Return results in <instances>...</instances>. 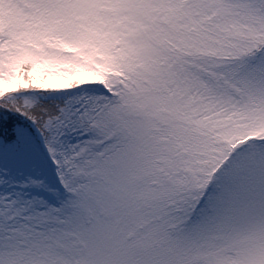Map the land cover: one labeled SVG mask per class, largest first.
Wrapping results in <instances>:
<instances>
[{
	"label": "snow or ice",
	"instance_id": "snow-or-ice-1",
	"mask_svg": "<svg viewBox=\"0 0 264 264\" xmlns=\"http://www.w3.org/2000/svg\"><path fill=\"white\" fill-rule=\"evenodd\" d=\"M0 264H264V0H0Z\"/></svg>",
	"mask_w": 264,
	"mask_h": 264
}]
</instances>
